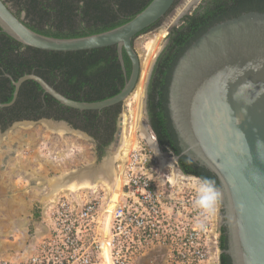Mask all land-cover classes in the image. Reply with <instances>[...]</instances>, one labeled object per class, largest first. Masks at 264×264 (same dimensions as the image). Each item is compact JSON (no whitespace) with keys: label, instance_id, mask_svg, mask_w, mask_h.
Returning <instances> with one entry per match:
<instances>
[{"label":"water","instance_id":"1","mask_svg":"<svg viewBox=\"0 0 264 264\" xmlns=\"http://www.w3.org/2000/svg\"><path fill=\"white\" fill-rule=\"evenodd\" d=\"M177 2L152 0L132 20L112 30L84 37L56 38L28 27L0 0V28L17 42L50 52L116 46L126 77L117 95L103 101L81 102L68 98L37 74L24 75L17 81L7 75L15 88L13 99L0 103V108L13 106L28 81L38 83L61 105L78 111H101L123 104L135 92L141 78L135 39L165 19ZM124 52L131 63L130 76ZM168 109L181 155L219 181L222 226L228 242L225 253L231 263L264 264V12H247L217 23L185 51L172 73ZM122 120L120 117L115 146L122 133ZM43 121L77 131L64 121ZM19 123L32 121H17L12 126ZM12 126L5 132L0 130V138ZM175 159L182 172L179 157Z\"/></svg>","mask_w":264,"mask_h":264},{"label":"trees","instance_id":"2","mask_svg":"<svg viewBox=\"0 0 264 264\" xmlns=\"http://www.w3.org/2000/svg\"><path fill=\"white\" fill-rule=\"evenodd\" d=\"M151 1L7 0L15 5L14 13L18 18L24 15V23L28 27L56 38H77L112 30L132 20ZM255 11L264 12V0H203L191 15L185 16L182 23L171 30L168 44L155 63L149 84L150 123L160 147L179 157L178 164L185 175L211 179L217 189L220 185L214 174L181 155L168 109L169 86L180 57L206 31L217 23ZM124 59L127 75L130 76L131 63L125 52ZM32 73L44 78L68 98L81 102L111 98L120 93L126 83L116 46L78 52L43 51L22 45L0 28V103H10L13 99L15 88L7 75L17 81ZM112 108L101 111L67 108L46 94L38 83L28 81L23 84L13 106L0 108V124L5 130L16 121H37L41 118L66 120L96 139H100L102 133L107 134L103 145L98 148L103 153L113 141L122 104L116 105V112L109 114ZM220 249V264H232L225 253L228 242L224 227L221 228Z\"/></svg>","mask_w":264,"mask_h":264},{"label":"built area","instance_id":"3","mask_svg":"<svg viewBox=\"0 0 264 264\" xmlns=\"http://www.w3.org/2000/svg\"><path fill=\"white\" fill-rule=\"evenodd\" d=\"M136 135L135 146L116 164L120 170L123 163L116 198L106 189L59 193L47 204V234L37 253L0 264H135L155 252L163 253L165 264H220V201L200 217L194 207L200 179L180 172L173 154L175 167L165 173L147 138ZM174 170L191 179L172 183Z\"/></svg>","mask_w":264,"mask_h":264},{"label":"rangeland","instance_id":"4","mask_svg":"<svg viewBox=\"0 0 264 264\" xmlns=\"http://www.w3.org/2000/svg\"><path fill=\"white\" fill-rule=\"evenodd\" d=\"M190 1L178 0L172 12L158 26L138 36L134 41L142 73L135 92L122 104L121 117L127 116V144L122 151L127 152L135 146L137 132L148 140L147 133L143 131L144 126L149 127L146 113L148 85L155 63L168 44L169 30L179 26L183 18L191 14L203 0H198L192 5ZM186 2L190 6L178 18ZM8 6L12 10L15 9L12 2H8ZM173 19H177L175 24L170 23ZM138 118L141 124L138 123ZM50 124L54 127L61 126L43 119L11 125L0 143V262H20L37 253L47 234L45 213L47 204L55 196L50 195V184L54 180L69 173L83 172L88 166L90 169L103 170L113 164L112 167L118 172L115 162H118L120 157L112 163V154L117 147L115 142L103 153L98 154L96 144L89 135L68 129L65 133L53 132L48 127ZM147 144L153 150L150 140ZM159 148L168 159L173 157L171 152L160 146ZM105 163L109 165H104ZM168 166L165 173L172 171V167ZM104 171L106 172V169ZM101 184L95 189L103 192L107 187ZM219 220L222 227V208ZM135 264H165L164 256L161 252H155L135 261Z\"/></svg>","mask_w":264,"mask_h":264},{"label":"bare ground","instance_id":"5","mask_svg":"<svg viewBox=\"0 0 264 264\" xmlns=\"http://www.w3.org/2000/svg\"><path fill=\"white\" fill-rule=\"evenodd\" d=\"M197 1L198 0H191L190 1V5H192V3L193 4L196 3ZM188 4L189 3L186 2L185 6L182 9L183 11L178 14V18H180L181 15L185 12V10L190 6ZM177 19L171 20L170 23L175 24L177 22ZM153 63H154V61H153ZM153 63H152V65H153ZM126 118H127V116H124L123 120H122V133H121L119 142L117 144V147L113 151L114 156L112 158L113 159L112 163L115 160H117L119 157H120L119 160L120 161L122 160V153L120 155V152L122 151L124 146L127 144V137L125 135L126 124H127ZM137 121H138V123H140V118H138ZM48 127L53 132L65 133L67 131L66 128H65L66 130H63L64 129L63 127H59V126L54 127L51 124ZM141 127H142V125H141ZM145 129H146V127L144 126V130L143 131L146 134L147 133L146 132L147 129L146 130ZM145 134H144V136H146ZM147 137H148V134H147ZM148 138H151V137L149 136ZM151 146H152L153 150H155L156 156H158L160 158V161H161V164H162L163 167H165L167 165H171V166L175 167V164L170 159H168V157L166 155L161 153L162 151L160 150V148L158 147V145L156 143L151 142ZM131 149H129L127 152L123 150L124 151V155H127V153ZM123 159H124V157H123ZM115 163L117 164V161ZM104 165H109V164L105 163ZM112 165H110L109 167L103 168V170H102V168H100V169L99 168H95V169L91 168L90 169L89 166H88V167L83 169L84 170L83 172L66 174L64 177L56 179L50 184V195L58 196L59 193H62V192L77 193V192L82 191V190H92V189L97 188V186L102 183V184H104V186L107 187V188L105 187L107 190H109L110 192L113 193V196L115 195L114 198H116L117 197V193H118V189H120V178H121L120 174L123 172V163L121 162V164H120V167H121L120 169L121 170H117L118 172H116L114 170ZM87 168L89 170H87ZM104 169H106V172L104 171ZM180 178L184 179V180H186V179L190 180L191 179L190 177H186L183 174L179 173V171H177V170H174L173 175L170 176V180H171L172 183L177 182L178 179H180Z\"/></svg>","mask_w":264,"mask_h":264},{"label":"clouds","instance_id":"6","mask_svg":"<svg viewBox=\"0 0 264 264\" xmlns=\"http://www.w3.org/2000/svg\"><path fill=\"white\" fill-rule=\"evenodd\" d=\"M156 144L158 145V143ZM195 192L196 199L194 201V207L199 210L200 217H207L211 215L221 197L220 191L215 187L211 179L202 178L199 180L195 188ZM195 226H202V221L199 218L197 219Z\"/></svg>","mask_w":264,"mask_h":264},{"label":"flooded vegetation","instance_id":"7","mask_svg":"<svg viewBox=\"0 0 264 264\" xmlns=\"http://www.w3.org/2000/svg\"><path fill=\"white\" fill-rule=\"evenodd\" d=\"M4 1H6V3L8 4V2H7V0H4ZM203 3V1L200 3V5ZM193 4V3H192ZM199 5V6H200ZM198 6V7H199ZM197 7V8H198ZM197 8H195V10L197 9ZM194 10V11H195ZM13 12H16L15 10H12ZM193 11V12H194ZM192 12V13H193ZM191 13V14H192ZM191 14H189V15H191ZM187 16V15H186ZM22 20L24 21V19L22 18ZM149 84H150V82H149ZM148 91H149V85H148V89H147V100H146V113H147V119L149 120V122H150V116H149V109H148ZM113 108L111 109V110H109V114H113V113H115L116 112V105H115V107L114 106H112ZM100 113V115H103V113L102 112H99ZM120 117H121V113H120V115L118 116V119H117V123H116V130H115V133H114V135H113V141H112V143L109 145V146H111L115 141H116V137H117V134H118V131H119V121H120ZM42 119V118H41ZM48 120H54L55 122H59V121H64V122H66V123H68L71 127H73L74 129H76L77 131H81V132H83V133H85V134H87V135H89L92 139H93V141L95 142V144H96V152L98 153V154H101L102 152H100L99 151V147L100 146H102L103 145V142L106 140V138H107V134H104V133H102L101 135H99V137H100V139H96L94 136H92V135H90L88 132H86V131H84V130H82V129H80V128H75L72 124H70L68 121H66V120H56V119H54V118H47ZM103 119H106L105 117H103ZM38 121V120H37ZM17 122V121H16ZM15 123V122H14ZM10 127V126H9ZM8 127V128H9ZM59 127H62V126H59ZM8 128H6L5 130H3V128H2V125L0 124V129H2L1 131L2 132H5ZM64 128V127H63ZM149 129L151 130V131H153V129H152V127H151V123L149 124ZM103 130H105V129H103ZM153 133H154V131H153ZM155 134V133H154ZM156 139H157V136H156ZM157 143H158V139H157ZM158 145H159V143H158ZM160 146V145H159ZM116 147V146H115ZM162 148V147H161ZM105 149H107V147H105L104 148V151H105ZM163 149V148H162ZM114 154H112V156H113ZM219 190V189H218ZM221 208H222V206H221ZM223 211V210H222ZM222 227H224V226H222ZM221 227V228H222Z\"/></svg>","mask_w":264,"mask_h":264},{"label":"crops","instance_id":"8","mask_svg":"<svg viewBox=\"0 0 264 264\" xmlns=\"http://www.w3.org/2000/svg\"><path fill=\"white\" fill-rule=\"evenodd\" d=\"M1 137V136H0ZM1 141H2V138H0V143H1Z\"/></svg>","mask_w":264,"mask_h":264}]
</instances>
